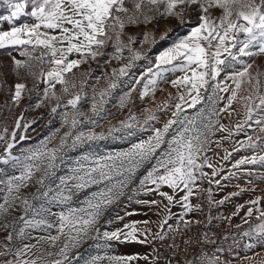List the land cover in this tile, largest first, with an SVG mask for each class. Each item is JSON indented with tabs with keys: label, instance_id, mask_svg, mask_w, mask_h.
Listing matches in <instances>:
<instances>
[{
	"label": "snow or ice",
	"instance_id": "snow-or-ice-1",
	"mask_svg": "<svg viewBox=\"0 0 264 264\" xmlns=\"http://www.w3.org/2000/svg\"><path fill=\"white\" fill-rule=\"evenodd\" d=\"M3 3L8 14L0 15V22L12 26L9 30H0V48H24L21 56L26 59L13 58L17 77H22L23 73L33 78L36 82L33 89L44 85L43 99L36 107L44 101H54L50 111L56 115L63 108L59 112L61 128L67 130L59 135L58 143L52 142L60 129L38 146L22 150L20 155L13 154L19 143L17 130L23 126L26 133L35 121L22 125V117L17 119L11 138H8L7 127L0 132V141L4 142L0 165L10 166L16 172L7 175L0 168V230L10 229L0 240V264H74L79 253L75 257L71 253L89 238L103 241L96 246L105 249L110 248L112 242L150 243L151 229L138 227L141 223L148 225L149 221H132L123 224L122 228L107 230V225L123 221L125 216L136 214L134 211H126L124 216L117 215L115 221L107 219L101 224L108 210L125 196L132 201L137 194L156 192L168 201L165 205L168 214L160 222V228L168 224L172 216L168 206L173 204L181 205L183 211L178 214L177 222L183 221L187 227L189 221L184 220V216L194 210L189 199L195 195L193 188L197 181L208 178L209 183H221L211 179L220 169L206 155L211 151V144H220L212 139L217 132L227 133L223 140L238 133L246 134V139L235 142L231 152L225 150L224 160L241 150L262 153L241 157L232 164L233 169L240 170L245 165L264 166V71L257 67L253 72V64L248 62L255 56L264 55V0H3ZM214 8L221 10L219 16H212ZM189 11L197 12V24L157 54L154 63L149 60L138 75L132 76L131 69L136 61L147 60L148 53L133 47L135 37L129 36L127 42L121 39L125 27L146 25L157 17L176 18L183 25ZM22 17L32 18L34 22L19 26L12 23ZM167 34L161 38H166ZM144 36L141 43L156 42L154 33ZM109 43L114 47L112 53L104 51ZM74 54L78 58H71ZM105 55L109 57L107 63L112 60L127 62L110 72L105 71V86L97 88L91 85V69L85 72H79V69L90 60ZM177 71L183 75L169 80L168 74ZM122 78L134 83L120 96V109L134 99L133 93H137L142 102L151 98L155 106L145 108L140 116L129 109L128 116L108 126L106 133L94 131L104 118L106 105L120 87ZM99 80L100 77H96L97 83ZM166 82L176 89V93L168 92L167 99L156 102L155 93L158 89L166 91L160 88ZM3 86L4 82L0 81V88ZM89 86L92 87L90 97ZM12 87H9V95L16 104L20 103L24 93L33 90L24 82L15 83L14 91ZM242 91L247 94L242 95ZM64 97L68 98L65 100ZM89 99V110H81L82 102ZM237 102L244 109L243 119L232 127L221 123V114L227 113L231 118L233 104ZM221 103L223 107H220ZM188 110H192V114ZM168 111L171 116L162 127H153L158 113ZM149 129L151 135L146 139L131 143L121 151L85 153L69 161L65 174L58 175L57 170L65 164L69 149L109 137L129 139L137 131L143 133ZM249 129L256 133L254 137L247 134ZM25 138V134H20L21 141ZM205 167L211 169L210 177L204 171ZM141 169L146 171L138 177ZM236 174L230 173L231 176ZM32 186L35 191H25ZM163 186L171 189L173 194L161 191ZM180 192L184 194L177 200L175 197ZM209 198L211 200L210 189ZM261 199L258 196L248 202L252 207L248 208L246 217H251L255 211L259 223L241 235L264 246ZM136 202L150 206L160 203L156 200ZM17 207L22 215L8 219ZM242 207L238 205L237 212ZM54 208L59 210L54 211ZM168 228L173 230L170 224ZM174 231L179 232V229ZM33 232L46 235L33 236ZM165 235L159 231L152 239L163 240ZM26 240L36 242L25 243ZM244 247L252 250L255 245L249 242ZM105 259L109 264H132L140 259L147 260L148 256H94L86 264H99ZM244 259L249 264H264L259 253ZM205 264L221 262L212 256L205 258Z\"/></svg>",
	"mask_w": 264,
	"mask_h": 264
},
{
	"label": "rangeland",
	"instance_id": "rangeland-1",
	"mask_svg": "<svg viewBox=\"0 0 264 264\" xmlns=\"http://www.w3.org/2000/svg\"><path fill=\"white\" fill-rule=\"evenodd\" d=\"M257 2H259V0H257ZM6 14H8V9L6 5H4L3 0H0V15ZM211 14L214 17L219 16L221 14V10L214 8L211 10ZM197 21V12L189 11V13L185 16V23L183 25H180L176 18L169 17H157L152 22L146 25L143 23L137 25H127L125 27L124 33L121 36V39L127 42L129 36L135 37L136 43L133 45V47L141 52L148 53V59L136 61L135 66L131 69L130 74L132 76L138 75L141 70L148 64L149 60L154 63L155 56L157 54L165 50L167 47L171 46L184 35H186L187 32L190 31L191 27L197 24ZM33 22L34 20L32 18L22 17L18 20L13 21L12 23L16 26H19L23 23ZM11 26L12 25L8 22H0V30H9ZM166 32L168 33L166 38L162 39L161 37H164V34ZM145 33H154L156 42L154 44L141 43L145 40ZM22 51H24V48L21 46H8L5 48H0V81L4 82V86L0 88V132H3V129L7 127L8 138H11V132L15 128L17 119L22 117V125L31 121H35L27 129L26 133L23 126L17 130L18 134L16 136V140L19 141V143H17L16 147L13 149L14 155H20L22 150L38 146L42 141L45 140L46 137H49L50 134H53L57 129H60V133L57 134L56 139L52 142L53 144H56L58 143L59 135H62L63 132L67 130L66 128H61V117L59 115V112H62L63 108H61L56 115H53L50 111L51 107L55 103L54 101H44L40 107H36L37 103H39L40 100L43 99L44 85L40 84L37 88L33 89V85L36 83L33 78L25 76L23 73L22 77H17L14 71L15 65L13 62V58L20 60L26 59V57L21 56ZM104 51L106 53H112L114 51L113 44L109 43ZM36 54L38 55V53ZM124 55H128L127 51H125ZM71 58L78 57L74 54L71 56ZM108 60V55L98 57L97 60H90L89 63L80 66L79 72H85L91 69L93 73L92 77L90 78L91 85H94L97 88L104 87L105 71L110 72L112 68H118L121 63L127 62L126 60L121 62L112 60L110 63H107ZM97 61H99V67L97 66ZM248 62L253 64V72H255L257 67L264 71V55L255 56ZM181 75H183V73L177 71L175 73H169L168 77L169 80H171L176 76ZM96 77H100L98 83L96 81ZM17 82H24L29 89H33L32 91L26 92L22 95L19 104L14 103L10 99L9 95V87L13 86L12 91H14V84ZM131 83H134V81L127 78H122L120 87L114 92V95L111 97L110 102L106 105V113L104 118L99 121V124L94 128V131H104L106 133L108 126L115 125L118 121L123 120L128 116L129 109H132L135 115L140 116L141 113L144 112L145 108L155 106L151 98H148L146 102H142L138 98V94L133 93L134 99L123 109H120L118 106L119 98L123 93L128 91V87ZM59 87L60 86L57 85L58 92ZM160 88H163L166 91L162 92L159 89L156 91V102L167 99L168 92H172L173 95H175L176 93V89H173L167 82L161 84ZM87 91L90 97L92 93V87L89 86ZM241 94L246 95L247 92L242 91ZM224 95L226 97L227 94ZM67 98L68 97H64L65 100ZM90 103V99L82 102L81 110H89ZM220 107H223V103L220 104ZM243 111L244 109L240 103H234L232 117L229 118L227 113H222L220 122L232 127L241 119H243ZM188 112L189 114H192V110H188ZM170 116V111H168L167 113H158V120L154 122L153 127H162L163 123L166 122L167 119L170 118ZM91 127L92 126H88V128ZM83 130L88 129L84 128ZM20 134L26 135V138L22 141L20 140ZM247 134L253 135L254 137L256 133L249 129L247 130ZM148 135H151V129L143 133L137 131L136 135L129 139H113L109 137L104 140H96L80 145L76 149H69L67 151L65 164L57 170L58 175L65 174L69 161H74L77 157H80L85 153L105 154L108 152L121 151L128 148L131 143H135L140 139H146ZM226 135V132L215 133L212 139L213 141H220V144H211V151L206 153V155L209 157L210 162L218 169H220L217 176L211 179L220 180L221 183L219 185L215 183H209L208 178L198 180L197 186L193 188V192L195 193V195L190 197L189 202L193 205L194 209L197 208V205L199 206L198 208H201L204 203L219 205V217L221 218V220H229L230 223L235 226V229L241 234L259 223L257 219L258 213H256L255 211L253 212V215L251 217H246L248 208L252 207V205H250L248 202L259 196L262 198L259 207L264 209V166L245 165L240 170L233 169L232 164L241 157L252 156L254 154L260 155L262 153H253L252 150H241L239 152H233L229 160H224L222 159V157L224 156L226 149L231 152L236 141L246 139L245 133H238L228 140H223L222 137ZM3 147L4 142L0 141V154L3 153ZM0 168H2L4 172L7 173V175L16 174L15 170L11 169L10 166L0 165ZM145 171L146 169H141L137 173V176H142ZM204 171L209 173L210 177L211 169L205 167ZM231 172H236L237 174L235 176H231ZM249 173H251V175ZM225 177L227 178L225 179ZM136 183L138 184V180L136 181ZM209 189L211 190V200L209 198ZM242 189H246V191H241ZM25 191H35V187H29ZM161 191L168 192L170 195L173 194L172 190L167 188L166 186H163L161 188ZM237 192H239L240 194L235 196L232 195L233 193ZM183 194V192H180L178 195H176L175 198L179 200L180 195ZM83 195L84 194L82 193L80 199L83 198ZM226 197L230 198L225 199ZM137 200H156L160 203L155 206H150L137 203ZM222 200L224 201V203L220 204L219 201ZM0 202H2V200H0ZM165 205H168V201L159 196L156 192H152L150 194H137L132 201H129L127 199V196L121 198V201L118 204L113 205L108 210V212L105 214L104 219L101 221V224H103L104 220L107 219H112L113 221H115L117 215L124 216L126 211H134L136 214L125 216L123 221L114 222L111 225H107L106 228L107 230L112 231L116 228H122L123 224L131 223L132 221H149L148 225H144L143 223H141L138 225V227H148L151 229V235L148 236L150 243L140 244L112 242L111 247L105 249L103 247L98 248L96 246L97 243L102 244L103 241H94L93 239L89 238L84 240L81 245L71 253L73 257H75L77 253H79V259L76 260L74 264H86V261L90 260V258L94 256L132 254L148 256L147 260L140 259L132 262V264H150L149 261L151 259V256L155 255L154 250L151 248V241L153 240L152 237L159 231L165 232L168 229V224L172 225L173 221L178 219V214L183 211L180 204L169 205L168 207L171 210L172 216L168 220V224H165L163 229H161L159 226L160 222L168 214V209L165 208ZM238 205H243L239 212H237ZM53 210L57 211L59 209L54 208ZM192 212L193 211L187 213L184 216V220H188V217L193 214ZM19 215H22V211L17 207L12 211V215L8 217V219H11L13 216ZM245 219H247V223H245ZM103 230L104 229H102V231ZM8 231H10V229L0 230V240L4 239ZM52 234L55 235V231H53ZM32 235L41 236L46 235V233L33 232ZM28 242L35 243L36 241H25V243ZM249 242L253 243L255 247L252 250L244 248V252L240 256L236 257L232 261V264H249V262L244 258L246 256L253 255V253H259V258H264V246H261V244L256 240L250 241L248 237H245V244ZM43 247L47 248L48 246L43 245ZM99 264H109V262L105 259L100 261Z\"/></svg>",
	"mask_w": 264,
	"mask_h": 264
},
{
	"label": "built area",
	"instance_id": "built-area-1",
	"mask_svg": "<svg viewBox=\"0 0 264 264\" xmlns=\"http://www.w3.org/2000/svg\"><path fill=\"white\" fill-rule=\"evenodd\" d=\"M219 205L204 203L188 217L189 224L173 221L163 240H152L155 256L177 260L179 264H205L206 257H218L221 264L232 261L244 252L245 237L229 220L219 217ZM179 229V232L174 231Z\"/></svg>",
	"mask_w": 264,
	"mask_h": 264
},
{
	"label": "crops",
	"instance_id": "crops-1",
	"mask_svg": "<svg viewBox=\"0 0 264 264\" xmlns=\"http://www.w3.org/2000/svg\"><path fill=\"white\" fill-rule=\"evenodd\" d=\"M157 257L155 255H152L151 256V259H150V264H169V261H171V264H179L177 263L178 261L177 260H173V259H170V258H158L156 259Z\"/></svg>",
	"mask_w": 264,
	"mask_h": 264
}]
</instances>
